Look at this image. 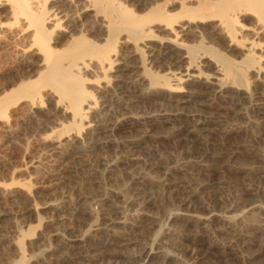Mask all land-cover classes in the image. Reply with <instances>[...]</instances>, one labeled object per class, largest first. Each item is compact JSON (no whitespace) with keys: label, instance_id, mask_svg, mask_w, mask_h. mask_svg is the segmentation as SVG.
Instances as JSON below:
<instances>
[{"label":"bare ground","instance_id":"obj_1","mask_svg":"<svg viewBox=\"0 0 264 264\" xmlns=\"http://www.w3.org/2000/svg\"><path fill=\"white\" fill-rule=\"evenodd\" d=\"M129 2L131 3L123 0H0V63L10 56L14 59L21 57L25 61L20 69L12 70L8 77L5 76V70L2 67L0 69V123L12 120L22 104L26 103L35 109L41 108L46 104L44 97L48 98L47 103L55 105L56 115L59 114L66 121L68 119L67 125H63L53 116L51 123L61 129L46 138L47 141L67 139L70 161L64 172L70 178L97 173L95 165V170L93 165V168L90 167V160L89 166L88 157L93 156L96 149L109 147L112 142L102 143L97 137L114 131L128 134L130 137L127 138L131 140L125 142L126 150L119 153L115 161L109 163V167L123 172L119 174L125 173L133 177L141 165L134 148L144 143L151 136L150 132L155 128L157 130V126L181 123L183 126L180 130L185 137L182 139L186 146L184 154L188 160L180 163L177 168L180 176L173 181L171 179L165 186L171 194L183 197L182 205L190 207L193 201H200L202 193L209 188L201 181L202 175H209L216 167L226 170V173L245 170L235 168L233 165L236 164L226 163L230 161H224V157L221 162V154H217L214 148L218 145L209 144V136L214 132H221L217 118L200 114L125 117L115 115L116 108L129 103L130 106L135 98L158 92L193 93L191 95L195 94L197 97L217 96L236 105L239 102L254 101V96L261 95L264 91V0ZM125 75L135 77L131 87L122 84L121 78ZM89 79H94L96 86L100 82L101 86L104 84L99 88L100 97L104 99L102 110L108 109L110 113L102 115L98 111L103 104H99L98 99L95 100L94 95L87 90ZM229 90L236 93L235 96L225 95ZM253 110L254 115L264 119L263 106H254ZM201 113L203 114L202 111ZM141 126L147 127V131H142V134L137 130ZM222 132L227 136L231 130L228 133ZM246 146L239 149L247 155L253 154L254 149ZM54 150L60 148L55 147ZM239 153L236 151L231 154L230 160H235ZM96 155L94 161L96 158L99 164H108L104 156ZM205 159H212L214 162L209 164L206 160L205 163ZM108 170L109 168H105L104 171ZM246 172L250 178H256L255 181L264 185V168H248ZM247 176L244 177L248 178ZM149 178L142 173L134 177V182L138 185H151L154 181ZM256 189H252L251 194L256 193ZM90 197L96 206V212L90 209L76 215L75 219L79 224L75 230L54 233L33 257L36 264H64L67 261L65 259L71 257L72 260H80V264H94L105 256L113 258L121 255L122 250L115 248L126 247L135 240L133 230L138 224L134 225L131 219L139 212L121 214L117 221H113L106 210L110 205L109 197ZM123 203H127V200ZM56 209L58 206L55 205ZM8 212L1 213L0 224L10 216ZM258 215L264 217V206L253 202L243 207L239 216L210 214L202 217L177 212L169 220L192 223L200 230L219 224L222 227L221 233L233 232L245 247H249L251 232L248 231L256 229V232L264 233V223L259 221ZM147 220L150 229H153L155 219ZM42 224L43 222H39L38 227L25 233L18 231L21 239L17 237V240L10 241V246L20 258L16 264H26L24 242L26 238L34 236L36 229ZM170 225L166 232L155 231L153 238L140 242L138 251L130 257L131 260L128 259L130 263L182 264L181 258L171 251L180 248L183 229L179 231V226L177 229V225L176 228L173 224ZM1 229L0 226V233ZM53 239L56 241L55 245L50 243Z\"/></svg>","mask_w":264,"mask_h":264},{"label":"rangeland","instance_id":"obj_2","mask_svg":"<svg viewBox=\"0 0 264 264\" xmlns=\"http://www.w3.org/2000/svg\"><path fill=\"white\" fill-rule=\"evenodd\" d=\"M123 1L129 4L131 3L129 0ZM204 38H206V35H204ZM204 40L206 43V39ZM189 43L193 44L194 42ZM24 62V59L21 57L14 59V57L10 56L0 63V69L2 67L6 72L5 76L8 77L12 70L20 69ZM134 78L133 75H125V77L122 76L121 82L124 86L131 87ZM89 80L87 90L94 95L95 100L98 99L99 104H103L100 108L101 110H98L101 112L99 113L102 115L110 113L111 111H108V109L102 110L104 99L100 97L101 91L99 88L104 86V84L102 83L101 86L100 82L96 86L97 83L94 82V79ZM164 93L158 92V94L137 97L134 99L135 102L133 101L130 106L129 103L127 106L117 107V113L115 115H125V117H159L174 114L213 116L211 118H217V121H219L221 132L222 130L223 132L227 131V133L231 130V132L227 136L221 134V132L212 133L208 138L209 144L218 145V147L216 146L214 148L217 154H221V162L223 160L230 161L226 162L230 165L241 163L240 166H233L245 170H241V173H231L229 171L226 173V170L216 167L214 171H211L212 173L209 172V175L205 174V176H201V181L207 184L209 188L202 193L203 196L200 201H193L190 207L182 205L183 197L171 194L165 186L171 179L173 181L174 178L180 176V171L177 168H179L180 163L188 160V157L184 154L186 152V146H184L182 139L185 137H183L180 130L183 125L175 122L157 126V130L156 128L153 129L154 132H150L151 136L146 138L144 143L134 148L133 151L141 161V165L133 177L125 173V175L119 174L123 172L109 167L115 161L118 154L126 150L124 147L125 142L130 139L127 138L129 136L128 134H121L118 131H114L110 134L98 136L97 138H99L100 142H112V144L104 149L94 150L93 156L88 157L89 166L91 164L90 162H92L90 167L93 168L95 165L97 167V173L86 174V176L85 174H81V176L78 175L76 178H70L64 172L70 161L67 152V149H69L67 139L65 138L63 141H47L48 139L46 138L47 135L49 136L51 133H55L56 130L59 131L61 129L59 126L57 127V125L51 123L53 116L55 118L57 117L56 119L59 120L58 123H63V125H67L68 119L66 121L59 114L57 116L55 105L53 106L52 103H47L48 98L46 97H44L46 104L42 106L43 109L42 107L35 109L24 103L20 109H17L12 120H9L10 122L1 121L2 123H0V216L8 211L10 214L5 220L3 219L5 222L3 221L1 222L2 225L0 224L2 228L0 233V264H16V261L18 262L20 258L13 251L14 249H12L10 243L14 239L17 240V237L20 238L18 231H22L21 233L28 232L38 227L39 222H43L39 226V229L37 228L38 231L36 229L35 235L31 237L32 239L26 238L24 242L26 264H36L33 257L48 243V240L54 233H62L68 229L75 230L79 224V221L75 219L76 215H80L90 209L96 212V206L90 197L92 196L93 198L96 195H102L105 198L109 197L108 201L110 205L106 207L108 211L106 212L113 221H117L121 214L139 212L135 216L138 220L134 217L131 219L134 225L138 224L133 230V235L138 240L136 241L134 237L135 240H132L133 242L129 243L126 247L115 248L120 251L122 250V254L119 255L120 257L108 258L110 256H105L99 261H102L100 264H132L129 260L138 251L140 242L146 241L148 238H153L156 235L155 231L166 232V228L168 225L171 226L170 224H173L172 226L174 228L177 225V229L180 227L178 229L179 231L183 229L180 234V248L178 247V249L171 251L172 254L178 255L181 258L182 264H264L263 232H256V229L248 231L249 233L251 232L248 239L250 240L248 242L249 247H245L235 233H229L228 231H222L221 233L220 228L222 227L219 224H212L213 226L211 225L212 227L206 229V231L203 229L200 230L195 225L193 226L192 223L188 224L182 220H169L177 212L202 217L209 216L210 214L239 216L242 208L247 207L250 203L254 202L264 206V185L259 184L258 180L255 181L256 178H250L248 172H246L248 168H264V119L262 117L261 119L257 114L254 115L255 112L254 110L252 111L254 106L264 107V91H262L261 95H255L254 101L239 102L238 105L226 102L227 100L224 101V99L218 98L217 96L212 98L209 95L197 97L195 94L191 95L193 93ZM234 94L236 93L232 90L225 93L228 96H233ZM53 125L55 128H53ZM146 129L147 127L141 126L137 130L139 133L142 131L144 133L147 131ZM174 132H177V135H174ZM243 145H247V148L252 147V150L254 149L253 154L247 155L239 149ZM55 147L60 148V150H54ZM236 151L240 152L239 155L235 160H230L229 157H231V154L236 153ZM148 153L151 155L149 154L148 156ZM94 155L96 157L98 155L104 156L108 160V164L103 166L98 161L96 162V158L94 161ZM152 155L153 157H151ZM206 160L205 163H207ZM207 161L209 164L214 162L212 159ZM245 164L251 166H246ZM96 167L93 169L95 170ZM99 168L100 170L102 169V172L98 170ZM105 168H109L110 171H104ZM106 172H108L107 175ZM142 173L147 174V178L150 176L149 180L152 178L151 181H154L151 183L152 186L148 183L138 185L134 182V177ZM252 189H256L257 192L251 194L250 191ZM125 200H127V203H123ZM55 205L58 206L56 210ZM258 217L259 221L264 223V217L259 215ZM151 218L156 221L153 229H150L148 225L149 221L147 220ZM133 219L135 220L132 221ZM218 231L220 233H217ZM50 243L55 245V239ZM65 260L67 261L64 264L81 263L80 260H72V257ZM99 262H94V264H99Z\"/></svg>","mask_w":264,"mask_h":264}]
</instances>
